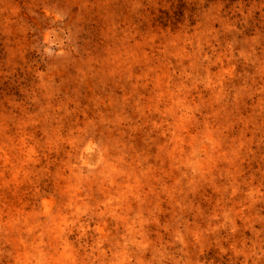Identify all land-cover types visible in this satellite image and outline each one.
<instances>
[{
    "label": "rangeland",
    "instance_id": "obj_1",
    "mask_svg": "<svg viewBox=\"0 0 264 264\" xmlns=\"http://www.w3.org/2000/svg\"><path fill=\"white\" fill-rule=\"evenodd\" d=\"M0 264H264V0H0Z\"/></svg>",
    "mask_w": 264,
    "mask_h": 264
}]
</instances>
